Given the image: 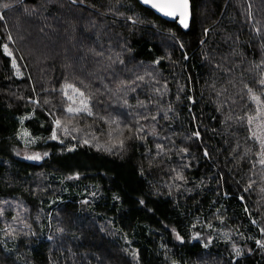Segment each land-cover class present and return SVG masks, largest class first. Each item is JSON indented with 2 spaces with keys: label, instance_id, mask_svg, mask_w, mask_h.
<instances>
[{
  "label": "trees",
  "instance_id": "obj_1",
  "mask_svg": "<svg viewBox=\"0 0 264 264\" xmlns=\"http://www.w3.org/2000/svg\"><path fill=\"white\" fill-rule=\"evenodd\" d=\"M2 2L14 7L0 8L5 14L0 21V201L9 202L0 203L4 210L0 264H170L173 259L180 264H264V249L255 244L256 239H264L260 232L264 196L258 184L250 192L243 191L251 176L250 165L235 158L245 147L247 131L226 127L216 110L219 100L227 96L237 101L231 109L242 114L247 101L237 95L241 81L251 83L255 73L248 70L250 63L264 59V0H192L195 19L187 32L138 0H53L39 18L23 9L43 0ZM127 16H138L144 23L133 27L125 21ZM5 43L17 58L21 77L15 75L11 58L3 54ZM99 51L114 59L119 53L125 65L107 67L108 61L95 55ZM156 59L158 65L153 63ZM145 70L159 84L145 77L137 92L129 94V103L135 105L138 97L147 104L151 96L160 100L161 107L173 106L169 120L161 118L163 112L157 115L158 132L174 141V146L165 141L172 149L168 156L153 159L158 141L152 136L146 145L128 141L126 151L111 154L94 144L84 145L89 132H95L101 145L108 139L103 134L108 126L91 117L74 121L81 128L72 133L76 139L62 132L58 135L63 144L49 139L50 113L62 119L67 115L61 110L60 92L65 78L91 86L96 93L94 111L117 115L131 110L119 108L104 85L114 89L119 79H132L135 72ZM165 84L167 93L157 96L153 89ZM222 88L228 91L218 100L216 92ZM35 99L39 106L32 102ZM45 99L50 103L45 105ZM137 110L155 113L156 107L148 104L147 110ZM229 111L225 104L224 114ZM141 123L149 127L148 122ZM23 129L39 137L34 149L49 153L41 162L16 154L23 149L18 136ZM194 130L200 131V138L187 139ZM237 142L240 148L233 152ZM73 145L75 150L69 152ZM179 148H187L188 153H179ZM173 168L183 172L187 184L172 179ZM176 184L181 185L179 191ZM85 200L87 204L82 203ZM217 215L223 216V224ZM252 220L258 223L253 225ZM209 222L213 229L206 227ZM6 225L16 229L15 239L4 235ZM173 228L184 237L183 243L175 239ZM195 232L200 233L199 240L192 239ZM209 236L212 242L205 248ZM233 244L243 255H235Z\"/></svg>",
  "mask_w": 264,
  "mask_h": 264
},
{
  "label": "snow or ice",
  "instance_id": "obj_2",
  "mask_svg": "<svg viewBox=\"0 0 264 264\" xmlns=\"http://www.w3.org/2000/svg\"><path fill=\"white\" fill-rule=\"evenodd\" d=\"M53 0H43V2L35 7L29 8L27 6L24 7L23 11L29 16H37L39 18L42 15V10L46 9L48 4H51ZM81 3H84V0H80ZM119 2V0H117ZM146 6H149L151 9L155 10L157 13L162 14L164 17L173 18L174 20L178 21V24L185 30H188L191 27V24L194 22V10H193V3L192 0H140ZM24 0H16V4H23ZM72 3H76V0H72ZM14 7L13 3L10 2H2L0 3V8L5 10H10ZM111 11V9H110ZM117 15L123 16V13L117 11ZM249 17L251 18V13H249ZM46 19V17H44ZM5 20V14L0 13V21ZM125 21H130L132 26H136L137 24H142L144 21L136 16H127L125 17ZM258 23V22H257ZM43 30V29H41ZM207 29H205V35H207ZM261 31L260 28H256V32L259 33ZM175 34H173L174 36ZM7 39L11 41L13 38L11 34L8 35ZM203 43V41H201ZM180 47L183 48L184 45L180 44ZM261 48L264 49V44L261 45ZM3 54L9 58H11V67L15 70V75L17 77H21L23 73L20 70V66L17 63V58L13 53V50L9 47L7 43L2 45ZM131 51L130 48L127 49ZM96 56L102 57L108 61L107 67L111 68L115 64L125 65L124 59L120 57V54H116V58L114 59L112 55L105 56L103 51L95 52ZM23 57H21L22 59ZM187 59V55L184 57ZM154 64H159L160 59H156L153 61ZM141 66L143 62H140ZM126 71H132V69H128L125 66ZM250 72L255 73L254 80L249 83L245 81H241L242 89L237 93L241 100H245L246 103L244 108L241 109L242 114L236 113L234 109H231V105L237 103L235 99L231 97L225 96L227 93V88H222L220 91L216 92V96L219 100L220 97L225 96L223 100H219L216 105V110L221 112L223 115V124L226 127L231 128L232 126H239L246 128L247 135L245 137V147L243 150L238 154L236 159L239 160H247L250 168L249 171L251 172V176L248 179L246 186L244 187L243 191L245 193L250 192L254 185H259V191L264 196V59H261L259 63L252 62L250 63V67L248 69ZM145 77H149L152 82L155 84H159V81L156 79L154 74L151 71L145 70L144 74H139L138 72L134 73V78L132 79H119L116 82V86L114 89L109 88L107 84L104 85V88L107 89L112 97H114V103L122 109H130L131 111L127 112H119L117 115H112L108 113L107 115H101L94 111L96 107V93L91 90V86L84 84L83 81H80L77 84L75 81H69L65 78L64 83L60 88V92L62 93L63 97V104L61 110L66 113L65 118H60L56 116L54 113H50L53 118L51 121V134L49 139L56 141L59 140L61 144L64 143V140L60 138L58 133L62 132L64 136H71L72 139H76L75 136H72L73 132H80L81 128L77 126L74 121H77L80 118H88L91 117L93 120H100L104 124L108 126L106 133L108 139L105 144L101 145L99 143V137L95 134V132H89L87 136L89 138H84L82 143L84 145L94 144L98 150L103 148L104 151L108 153L116 152H123L126 151V144L128 141L138 140L143 142L145 145L147 144V140L149 136L154 138L155 142L154 147L156 150L155 159L156 157L161 156H168L171 152V148L165 143V141L171 143L174 146V141L172 140L171 136L162 135L157 130V125L159 123L157 119V115L160 112H163V116L161 117L163 120H169V112H174V108L171 104H168L167 107H161L160 100L153 101L152 97L148 98V103L146 104L144 100L139 99L136 97V104L129 103V94L136 93L137 89L140 88L141 83L145 82ZM30 78V77H29ZM229 84H235L232 80H229ZM213 89H215V84L212 85ZM56 89H52L55 91ZM183 88H180L179 91H183ZM47 91V90H45ZM97 92L99 89L96 90ZM154 93L159 96L163 97L167 91V84L163 86V88L155 87L153 89ZM177 100L180 99L179 95L176 97ZM188 100H192L191 96L187 97ZM34 104H40L39 99H35L32 101ZM230 102V103H229ZM45 105L49 104L50 101L45 99L43 101ZM194 103V101H193ZM253 105L254 107L249 108L248 104ZM148 104H155L156 112H149L144 111L140 112L137 109H145L147 110ZM225 104H229L230 111L227 114H224V107ZM124 117V118H122ZM127 117H131V120H127ZM29 118V117H25ZM23 119L21 123H23ZM195 120V117L193 116ZM142 121L148 122L149 127H145ZM89 128L92 125L88 126ZM18 136L21 140L24 141L25 146H29L35 144L39 137H32L31 134L26 130L23 129ZM201 136L200 131L194 130L191 132V135L187 137V139H192L193 137L199 139ZM251 141L252 143L249 144L248 142ZM240 148L239 142H237L233 152H236L237 149ZM67 150L69 152L75 150V146L68 147ZM150 149L148 152L150 153ZM179 153L187 154V148H179ZM20 155L19 152L16 153ZM49 153L47 151L40 153V152H32L31 154H25V158L32 161H39L42 160L44 157L48 156ZM204 156H209V152L207 149L204 150ZM170 158V157H169ZM151 166L152 161H149ZM181 167H188V165H182ZM258 169V171H257ZM175 172V176L172 177L174 181L182 182L183 184H187V178L184 176L182 171H177L175 168L172 169ZM141 175H143V169H141ZM258 176V181L253 179L252 177ZM73 177H68V179H72ZM75 178H79V173L76 174ZM204 182L201 181V184ZM177 191L180 190L181 185H175ZM190 191V190H189ZM170 194V193H169ZM95 195V193H92ZM114 199L118 200L119 197L115 196ZM241 201L244 200V196L241 195L239 197ZM0 203L7 204L8 201H0ZM82 203L87 204L88 201L85 200ZM140 204H144V200L139 201ZM244 211L249 213V209L245 206ZM219 212V209H217ZM4 215L3 208H0V216ZM19 215V214H18ZM18 215L14 216L12 219H18ZM250 215V213H249ZM216 219L220 221L221 224L224 223V218L222 215H217ZM24 224L25 228H30V225L24 223L23 220L20 221ZM251 223L253 225L257 224L258 221L252 220ZM193 228L196 227L195 224L192 225ZM206 227L209 229H213L212 223H207ZM58 231L63 232V229H58ZM172 232L175 233V239L180 241L181 243L184 242V237L177 232L175 228L172 229ZM261 234H264V227L260 228ZM34 234V233H33ZM4 235L6 237H10L15 239L17 236L16 229L12 228L11 225H6L4 229ZM24 235H28L27 232ZM241 235H243L241 233ZM224 236L227 238L230 236V233H224ZM52 239V237H49ZM193 240L200 239V233L195 232L192 235ZM248 239H252V237H248ZM212 242V237L209 236L208 241L204 244V247L207 248L208 244ZM227 242V240H226ZM255 244L260 249H264V239H256ZM233 251L237 257L243 255V252L240 248H237L235 244L232 245ZM127 251V250H126ZM248 251H251L249 249ZM132 256L134 259H138V253L136 251L132 252ZM170 264H180L179 261L173 259L171 260Z\"/></svg>",
  "mask_w": 264,
  "mask_h": 264
},
{
  "label": "rangeland",
  "instance_id": "obj_3",
  "mask_svg": "<svg viewBox=\"0 0 264 264\" xmlns=\"http://www.w3.org/2000/svg\"><path fill=\"white\" fill-rule=\"evenodd\" d=\"M34 147H36V143L35 144H32V145H29V146H25V144H24V141L22 140V151H21V153H20V156L23 158V159H25V160H27V161H29V162H32V163H39V162H41L43 159H45L46 157H44L42 160H39V161H32V160H28V159H26L25 158V154L27 153V154H31L32 152H40V153H43V152H41V151H38V149H34Z\"/></svg>",
  "mask_w": 264,
  "mask_h": 264
},
{
  "label": "water",
  "instance_id": "obj_4",
  "mask_svg": "<svg viewBox=\"0 0 264 264\" xmlns=\"http://www.w3.org/2000/svg\"><path fill=\"white\" fill-rule=\"evenodd\" d=\"M138 2H139L142 6H144L145 8H147V9L153 11L157 16L161 17L163 20H165V21H167V22H173V23H177V24H178V21H177V20H174L173 18H169V17H164L162 14L157 13L155 10L151 9L149 6H146V5H144L143 3H141L140 0H138ZM178 26H180V25L178 24ZM180 27H181V26H180ZM181 28H182V27H181ZM182 29H183V28H182ZM189 29H190V28H189ZM189 29H188V30L183 29V30H184L185 32H187V31H189Z\"/></svg>",
  "mask_w": 264,
  "mask_h": 264
}]
</instances>
